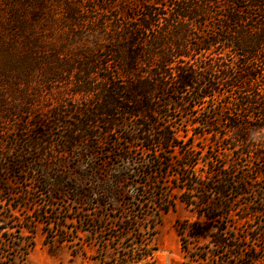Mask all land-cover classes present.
<instances>
[{"label":"trees","instance_id":"obj_1","mask_svg":"<svg viewBox=\"0 0 264 264\" xmlns=\"http://www.w3.org/2000/svg\"><path fill=\"white\" fill-rule=\"evenodd\" d=\"M56 83L67 84L71 100L67 111L49 112L67 127L60 153L83 146L91 156L75 157L56 186L43 181L55 189L41 190L52 198L37 209L38 190L15 201L2 173L45 168L51 133L33 132L44 118L22 129L5 125L30 114ZM179 116L194 126L192 135ZM0 125V145L10 132L18 154L7 163L0 146V232L1 223L16 222L11 210L64 226L70 216L61 223L52 200L73 187L74 209L90 210L77 221L91 226L96 240L114 232L99 242L122 246L118 264H142L154 259L150 242L161 214L176 208L179 189L183 203L220 224L189 231L191 240H210L222 250L215 257L226 256L222 264H252L258 257L231 244L229 226L237 204L264 215V0H0ZM209 134L208 149H197L196 136ZM258 235L251 239L264 243V232ZM2 238L0 264H13L9 256L21 258L23 249L14 243L6 250Z\"/></svg>","mask_w":264,"mask_h":264},{"label":"rangeland","instance_id":"obj_2","mask_svg":"<svg viewBox=\"0 0 264 264\" xmlns=\"http://www.w3.org/2000/svg\"><path fill=\"white\" fill-rule=\"evenodd\" d=\"M44 61L46 63L47 58H45ZM36 85L46 86V84H43L40 81H38ZM56 85V90L52 92L48 91L46 88L43 89L44 91L39 102L36 107L32 109L30 114L20 113L19 116L10 118L8 124L5 125V127H8L9 125L10 129L14 127L22 129L25 127L24 121L30 120L35 123L39 119L44 118L45 122L43 125L37 124L35 128L36 131L33 132L34 134H45L47 131L51 133L50 144L46 146L48 148L46 155L49 160H46L47 162L45 161V168H36L34 171L27 169L26 172L12 173V175L9 172L2 173L5 178L4 183L6 187L10 188L14 193L13 197L15 201H22L28 192L38 190L35 191V198L37 201L33 202L37 209H40L41 200H51L52 198L51 195H41V190L43 192L47 190L51 193L58 184L57 181L59 175L63 177L69 176L73 169L72 165L75 163V157H78L79 160L82 161L85 156H91V154L88 153V150L84 149L83 146L74 149L73 152L75 151V154L60 153L63 151V148H61V142L64 140L61 136L68 133L66 130L67 127L56 125L55 119L49 117V112L55 111L56 107H59L62 111H67L70 107L71 100L70 97L67 96V84L56 83ZM213 105H215V102L205 104L208 109ZM198 114L199 112L197 111L196 115ZM70 120H73L71 116L64 118V121L67 124ZM179 121H183V124L187 126L190 135H192L194 132V126L192 124L190 125L191 122L187 123L188 121L185 122V119L181 117L178 118L177 122ZM197 127L198 129H201L200 126ZM35 129H31V131ZM11 135L12 134L9 132L5 136H2L3 141L0 145L5 152L6 159L7 157L9 159L7 160V163L13 162L15 156H18L16 149L11 145ZM207 137L209 138L211 135L196 136L193 141L197 149H208L210 146V138L208 139ZM49 146L52 148H49ZM99 153H101V150ZM42 154L43 151H40L39 156H42ZM98 156H101V154H98ZM61 160L67 164L64 168L60 167ZM200 167L202 169L205 167L203 162L200 163ZM43 181H45L46 184L48 183L49 185L55 186L50 188L42 183ZM71 189L72 191H68L69 193L66 194V196H62L61 193L58 192V198L63 197L64 200H61V198L60 200H52L55 203L54 209H62V212L59 210V212H61V223L64 221L65 216H70L66 218L67 222L64 226L57 227V224L54 222H51V224L48 225L47 222H45V219L41 221L38 219L34 220L26 215L27 212L17 210L6 211L7 215L16 218V222L12 225L1 223V225L5 227V229L0 232V235L3 237V247L8 250L9 247H14V243H17V245H21L20 247L23 249L21 251L22 254L20 251L18 253L21 254V258L9 256V259H13V264H113L117 261L121 262L122 257H120L121 255L119 253L120 250L123 249L122 246L118 245V247L115 246V248H113L111 247V244L108 248H103V244H100L99 242L101 238H112L114 232H103L102 236L99 235L96 240L97 237L92 234L93 228L77 221L76 216L80 217L89 214L90 210L89 207L78 208L77 206L74 209L75 205L71 200L73 198L74 188L71 187ZM173 192L177 195V198H175L176 208L167 213L161 214V222L157 225L155 229V237L153 241L150 242L149 246V249H153L152 252L154 253V259L148 258L142 264H207L208 261L209 264H222V260H226V256L220 255V258L215 257V254H219L222 250L216 249L210 244V240L201 239L199 243L196 244L190 238V233L192 231H203V229L216 231V227L220 224L214 223L216 226L213 227L211 221L203 216H199V211L188 207L180 200L179 189H173ZM3 195L5 196V194L1 193L0 198H2ZM67 205H70L69 211L65 210ZM1 207L3 208L0 211H3L5 207ZM250 207L237 204L233 208L232 215L234 216V219L232 218L233 222L231 223V226H229V241H231V244L237 246V250L243 245L244 250L241 252L242 255H246L247 247L252 248L253 252L249 253L258 257V259L255 262H252V264H264V243L261 242L259 238L258 240L251 239L252 232L254 235L259 234L258 236L264 232V215L252 214L253 209ZM91 211H94L90 212L93 214H101L100 210ZM127 211L131 212L130 209ZM241 214H247L248 218L243 221L238 220V216ZM97 225L99 226V223H97ZM30 226L33 227L32 232L26 228ZM148 230L149 235H147V237L150 239L153 232H151L150 228H148ZM59 237H70L69 239H71L72 242L61 243L58 240ZM245 237L248 238L245 239ZM22 242L24 244H22ZM111 243H113V241ZM128 244V242H125V245ZM25 249H28V254L26 256ZM191 254L198 258H192ZM201 255H207V262H203ZM22 257L25 258V261ZM118 262L116 264H118ZM9 264L12 263L10 262Z\"/></svg>","mask_w":264,"mask_h":264}]
</instances>
